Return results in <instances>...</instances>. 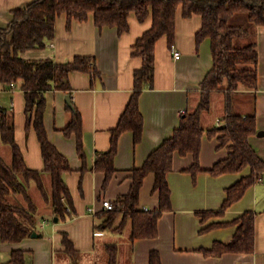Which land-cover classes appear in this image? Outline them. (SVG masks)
Instances as JSON below:
<instances>
[{
    "label": "crops",
    "instance_id": "obj_1",
    "mask_svg": "<svg viewBox=\"0 0 264 264\" xmlns=\"http://www.w3.org/2000/svg\"><path fill=\"white\" fill-rule=\"evenodd\" d=\"M31 0H0V28L6 27L12 19V10L24 6ZM128 30L118 33L116 27H97L92 13L87 20L72 19L68 25L67 15L61 13L55 21V35L45 42L43 48L27 49L21 56L27 59L52 58L56 62L72 60L75 56H91L99 76L72 71L69 74L70 90H48L45 92L46 107L43 118L49 140L65 155L71 170L64 174L70 189L74 213L66 221L52 219V210L34 181L29 188L34 189L33 199L37 207L38 222L35 232L38 236H27L18 242L0 240V264L8 261L13 249L28 251V264H77L62 251L60 232L64 231L79 252L82 264H87L95 255L100 244L112 232H122L113 228L97 227L102 221L104 209L102 201H115L128 192L132 168L141 166L147 155L178 125L184 110L192 109L198 101L199 83L212 66L210 40L205 38L196 45L195 33L201 25V17H182L180 11L175 20L174 47L180 52L174 58L165 36L159 38L154 47V75L152 85L144 86L138 97L139 110L143 117L141 139L135 143L131 131L122 132L117 139L113 159L114 172L105 188L102 187L105 174L93 169L96 157L110 147L111 130L117 125L132 92L134 91V71L141 67L142 59L132 55V45L150 26V19L140 22L134 13L129 15ZM257 43V85L253 89L239 88L234 98V110L246 114L254 110L257 131L264 130V26L253 30ZM22 81L4 86L0 82V107L4 108L14 126V137L20 148L24 162L30 169H43L40 143L32 127L26 129L25 96ZM69 93L74 108L79 112L82 123V144L85 152V166L76 151L75 137L65 136L62 128L71 118L65 95ZM217 95V96H215ZM216 110L201 116L202 125L211 128L222 122L224 96L215 92ZM218 135L202 136L199 164L209 169L217 160L224 158L228 149L218 147ZM249 143L264 161V136L257 132L249 136ZM5 159L2 153H0ZM10 162V159L7 160ZM193 161L192 155L180 156L175 153L172 168L167 173L170 187L171 209L164 211L158 219V234L154 238L129 239L127 252L122 255L121 264H149L151 250L158 251L161 264H264V177L249 186L243 196L232 203L221 215H210L204 219L201 211L217 209L224 197L225 188L249 173L245 167L239 173L212 175L200 171L195 176L185 171ZM44 186L49 188L50 178L42 175ZM154 174L148 173L139 191L137 208L152 210L158 206V192L153 191ZM25 205L21 195L14 197ZM46 207V208H45ZM92 208L90 211L89 209ZM49 217L43 215L44 210ZM69 209V208H67ZM253 211L254 249L252 252H224L220 255L204 254L214 241L228 242L237 224L208 227L212 223L229 222L244 211ZM116 219L115 225L120 221ZM116 243V242H115ZM120 248L118 264H120Z\"/></svg>",
    "mask_w": 264,
    "mask_h": 264
},
{
    "label": "trees",
    "instance_id": "obj_2",
    "mask_svg": "<svg viewBox=\"0 0 264 264\" xmlns=\"http://www.w3.org/2000/svg\"><path fill=\"white\" fill-rule=\"evenodd\" d=\"M182 17H201V25L195 33L198 45L205 38L210 40L212 66L199 83L198 101L194 108L184 110L172 134L165 138L145 158L141 166L131 170V184L128 192L119 195L112 210L103 209V217L97 227L122 231L130 222L129 239L154 238L158 234V219L164 211L171 209L170 187L167 173L172 168L175 153L180 156L192 155L191 165L185 169L195 176L208 171L216 176L223 173H239L249 168L225 188V197L215 210L201 211L204 219L210 215H221L232 203L240 199L246 189L264 177V161L249 143V136L257 132L255 112L240 114L234 110V93L239 88L253 89L257 85L258 51L253 30L264 26V0H31L24 6L12 10L9 24L0 28V82L11 86L22 81L25 96L26 129L32 127L40 143L43 169L35 170L26 166L14 137V126L6 110L0 107V138L10 146L11 160L7 162L0 154V240L18 242L35 231L38 218L37 207L29 194V185L34 181L36 188L52 210V219L66 221L74 213L70 189L64 174L70 171L68 158L49 140L44 125L46 107L45 92L48 90H70L69 74L72 71L99 76L91 56H75L70 61L56 62L52 58L27 59L21 53L27 49L43 48L45 42L55 35V21L58 15H67L68 25L72 19L87 20L90 13L94 24L116 27L118 33L129 28V15L134 13L142 22L150 19V26L132 45V55L142 59L141 67L134 71V91L122 112L117 125L111 130L110 147L96 157L93 169L103 171L105 188L113 172L118 136L131 131L137 143L142 136L143 117L138 106V97L144 86H151L154 75V47L159 38L166 37L169 48L175 41L176 14ZM244 13L250 27L232 23L231 17ZM222 92L224 112L221 124L205 128L201 116L211 107L213 92ZM71 118L62 128L65 136H74L76 151L85 166V152L82 144V123L79 112L67 105ZM217 136L218 147L228 149L227 155L217 160L209 169L199 164L202 136ZM154 174L153 191L158 192V206L152 210L137 208L139 191L146 174ZM43 173L50 178L46 188ZM21 195L25 205L11 196ZM69 208V209H67ZM120 221L115 225L116 219ZM254 216L247 210L229 222L212 223L208 227L237 224L228 242L214 241L204 254L220 255L224 252H252L254 249ZM62 251L71 260H77L78 250L64 231L60 232ZM107 264H118V244L105 242ZM28 251L13 249L4 264H28ZM149 264H161L158 251L151 250Z\"/></svg>",
    "mask_w": 264,
    "mask_h": 264
},
{
    "label": "rangeland",
    "instance_id": "obj_3",
    "mask_svg": "<svg viewBox=\"0 0 264 264\" xmlns=\"http://www.w3.org/2000/svg\"><path fill=\"white\" fill-rule=\"evenodd\" d=\"M230 21L232 23H240L242 24L243 26L245 27H250V23L247 21L246 19V16L244 13H238L236 14L235 16L231 17ZM216 92H219V91H216ZM215 92L212 93V96ZM223 94V93H222ZM235 94L236 92L234 93V98H235ZM217 96V95H215ZM216 97H214L213 99V102H212V98H211V104H212V110L211 112H209L212 116L214 117V115L216 114V110L217 112L218 109H220L217 105H216ZM0 153L3 154V156L5 157V159L9 160L10 159V156H11V151H10V146L8 144H6L5 142H3L0 138ZM35 190L34 189H30L29 188V193L32 194V197L33 199H36V196L34 194ZM14 196H11V200L13 199ZM46 208V207H45ZM43 215L45 216H48L50 215V212L48 210H44V213ZM128 228L124 229V231L122 232H110L108 234V236H106L105 238V242H116L118 244V247L120 248V264H121V261H122V255H125V253L127 252V245H128V242H129V239L128 237H126L127 235V232H128ZM79 257V255H78ZM78 260V259H77ZM77 260H71L73 263H77V264H82L80 261H77ZM87 264H107V254L106 252L104 251V248H103V245L100 244L97 249L95 250V255L93 256V258H91V261L87 262Z\"/></svg>",
    "mask_w": 264,
    "mask_h": 264
},
{
    "label": "built area",
    "instance_id": "obj_4",
    "mask_svg": "<svg viewBox=\"0 0 264 264\" xmlns=\"http://www.w3.org/2000/svg\"><path fill=\"white\" fill-rule=\"evenodd\" d=\"M171 49H172L173 57L174 58H179L180 52L175 49L174 45H172ZM259 180H261V178H259ZM116 205H117V203L115 201H111V200H107V199L102 201V206L106 210H112V209H114L116 207ZM89 210L91 211L92 208H90Z\"/></svg>",
    "mask_w": 264,
    "mask_h": 264
},
{
    "label": "water",
    "instance_id": "obj_5",
    "mask_svg": "<svg viewBox=\"0 0 264 264\" xmlns=\"http://www.w3.org/2000/svg\"><path fill=\"white\" fill-rule=\"evenodd\" d=\"M65 102H66L67 105H68V106L74 111V105H73V103H72V101H71V96H70L69 93H67V94L65 95ZM257 135H258V136H264V130H259V131H257ZM54 220L57 221V218L55 217ZM31 236H32V237L38 236V233H36L35 231H33V232L31 233Z\"/></svg>",
    "mask_w": 264,
    "mask_h": 264
}]
</instances>
